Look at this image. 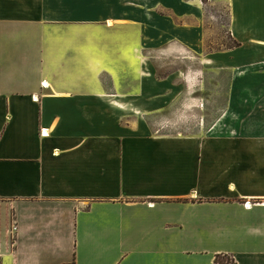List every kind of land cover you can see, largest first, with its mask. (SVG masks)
I'll list each match as a JSON object with an SVG mask.
<instances>
[{
    "label": "crops",
    "instance_id": "0c3cea01",
    "mask_svg": "<svg viewBox=\"0 0 264 264\" xmlns=\"http://www.w3.org/2000/svg\"><path fill=\"white\" fill-rule=\"evenodd\" d=\"M222 3L240 45L210 49ZM179 49L230 76L191 135L148 118L187 89L150 55ZM219 253L264 264V0H0V264Z\"/></svg>",
    "mask_w": 264,
    "mask_h": 264
},
{
    "label": "rangeland",
    "instance_id": "374dc122",
    "mask_svg": "<svg viewBox=\"0 0 264 264\" xmlns=\"http://www.w3.org/2000/svg\"><path fill=\"white\" fill-rule=\"evenodd\" d=\"M209 28L208 41L210 49H221L233 43L229 33V13L225 4H209L206 8ZM151 66L153 74L164 78L170 74L176 76L183 91L174 106L166 107L158 114L149 115L152 124L161 133L196 134L200 123L210 124L224 109L226 92L230 76L224 71L213 70L209 74L200 71L199 58L186 51L168 50L152 53ZM186 75V76H185ZM202 77L205 83L201 82ZM209 92L208 98L201 99L200 92ZM192 94L198 98H192ZM187 98V100H186Z\"/></svg>",
    "mask_w": 264,
    "mask_h": 264
},
{
    "label": "trees",
    "instance_id": "16d2710c",
    "mask_svg": "<svg viewBox=\"0 0 264 264\" xmlns=\"http://www.w3.org/2000/svg\"><path fill=\"white\" fill-rule=\"evenodd\" d=\"M204 2H206V0H204ZM231 40L233 41V43L230 45H226L225 47H236L240 45L238 41H235L232 38ZM229 262H232V264H237L235 258L232 255L226 253L216 254L214 259V264H229Z\"/></svg>",
    "mask_w": 264,
    "mask_h": 264
},
{
    "label": "built area",
    "instance_id": "2783aa9c",
    "mask_svg": "<svg viewBox=\"0 0 264 264\" xmlns=\"http://www.w3.org/2000/svg\"><path fill=\"white\" fill-rule=\"evenodd\" d=\"M17 232H18V224H17V222H15L13 224L11 233L13 236H15V235L17 236ZM229 264H232V262H229Z\"/></svg>",
    "mask_w": 264,
    "mask_h": 264
}]
</instances>
